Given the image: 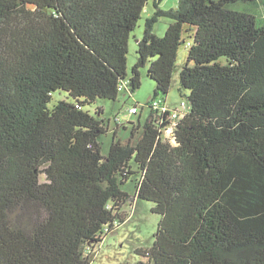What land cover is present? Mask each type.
I'll use <instances>...</instances> for the list:
<instances>
[{
  "label": "trees",
  "instance_id": "trees-1",
  "mask_svg": "<svg viewBox=\"0 0 264 264\" xmlns=\"http://www.w3.org/2000/svg\"><path fill=\"white\" fill-rule=\"evenodd\" d=\"M148 1L0 0V264H92L136 199L159 218L137 264H264V0H153L128 77ZM182 46L188 111L166 106ZM143 68L149 115L103 156L89 107L132 96Z\"/></svg>",
  "mask_w": 264,
  "mask_h": 264
},
{
  "label": "rangeland",
  "instance_id": "rangeland-1",
  "mask_svg": "<svg viewBox=\"0 0 264 264\" xmlns=\"http://www.w3.org/2000/svg\"><path fill=\"white\" fill-rule=\"evenodd\" d=\"M177 7V0H163L160 3V9L170 10ZM155 13L153 0H149L146 7L141 13V18L135 30L130 34L128 42L127 54V73L131 75V68L136 62L137 40H140L143 35L144 24L147 19ZM171 21L161 17L154 26L153 33L157 37H163L166 29ZM188 42L189 40L186 39ZM187 46H182L178 52L177 69L170 88L169 94L166 97L167 108H178L181 102L186 103V110H189L187 96L189 92L180 90L178 74L185 65L187 59ZM140 88L130 96L126 91L118 93V98L115 102L98 99L92 104L89 109L91 113L97 109H102L103 114L99 115L108 128L106 134L101 135L98 139L101 144V154L106 156L113 137V132L117 124H126L127 122L141 124L145 122L149 115V109L146 106L151 101L155 83L146 75V68L140 70ZM157 97L156 100H161ZM70 100L64 92H56L52 95L50 108L58 101ZM133 105H137L140 113L135 116L128 115L127 111ZM118 122V123H117ZM117 139L125 141L129 136V131L118 129ZM131 196L134 194V185L129 182L123 187ZM152 204L140 200H135L132 205L126 206L124 212L127 216L126 222L117 228L115 231L106 236L102 243L97 245L94 250L92 264H137L141 259L136 255V250L140 248H150L153 244V235L156 231L158 216L151 212Z\"/></svg>",
  "mask_w": 264,
  "mask_h": 264
},
{
  "label": "built area",
  "instance_id": "built-area-1",
  "mask_svg": "<svg viewBox=\"0 0 264 264\" xmlns=\"http://www.w3.org/2000/svg\"><path fill=\"white\" fill-rule=\"evenodd\" d=\"M184 105V104H182ZM134 112V111H133ZM177 114H173L172 117H171V120H174L175 118H177L176 116ZM171 133V128H169L167 131H166V135H169Z\"/></svg>",
  "mask_w": 264,
  "mask_h": 264
}]
</instances>
